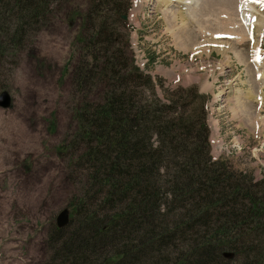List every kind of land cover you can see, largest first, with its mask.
Masks as SVG:
<instances>
[{"label": "rangeland", "instance_id": "1", "mask_svg": "<svg viewBox=\"0 0 264 264\" xmlns=\"http://www.w3.org/2000/svg\"><path fill=\"white\" fill-rule=\"evenodd\" d=\"M116 1L130 8L125 24L110 18V31H119L143 71L161 77L155 95L167 100L192 85L207 94L212 156L263 179L264 0H247L254 7L244 0ZM91 3L54 0L46 24L28 25L13 48L16 9L13 0H0L8 8L0 29V94L11 96L9 107L0 106V264H62L58 214L69 208L74 218L76 199L100 202L90 199L86 177L69 167L73 151L62 152L84 100L103 94L102 86L74 80L86 54L80 32Z\"/></svg>", "mask_w": 264, "mask_h": 264}, {"label": "trees", "instance_id": "2", "mask_svg": "<svg viewBox=\"0 0 264 264\" xmlns=\"http://www.w3.org/2000/svg\"><path fill=\"white\" fill-rule=\"evenodd\" d=\"M110 1L116 0H92L83 18L86 54L74 78L80 86H102L103 94L84 100L78 129L62 144V152L73 151L69 167L86 177L90 199L100 202L76 199L75 217L57 228L58 258L62 264H264V178L213 158L208 95L193 85L167 100L155 95L161 77L143 71L119 31H110V18L125 24L130 2L108 7ZM13 2L14 48L28 25L46 24L54 0ZM7 13L0 4V29Z\"/></svg>", "mask_w": 264, "mask_h": 264}, {"label": "water", "instance_id": "3", "mask_svg": "<svg viewBox=\"0 0 264 264\" xmlns=\"http://www.w3.org/2000/svg\"><path fill=\"white\" fill-rule=\"evenodd\" d=\"M126 19L127 15H123ZM11 104V96L7 91L0 94V106L7 108ZM70 222V210L69 208H64L57 216V226L58 228L66 227Z\"/></svg>", "mask_w": 264, "mask_h": 264}, {"label": "bare ground", "instance_id": "4", "mask_svg": "<svg viewBox=\"0 0 264 264\" xmlns=\"http://www.w3.org/2000/svg\"><path fill=\"white\" fill-rule=\"evenodd\" d=\"M182 1H184V0H182ZM245 2H246L247 4H246ZM263 3H264V2H263ZM243 5H244V6H247V7H248V6H250V7H254V6H255L254 4L252 5V4L250 3V1H247V0H244ZM259 5H260V2H259ZM262 5H263V4H262ZM262 5H261V7H262ZM244 6H243V7H244ZM262 70H263V69H261V71H262ZM259 71H260V70H259ZM259 75L263 76V75H264V70H263L262 72H260Z\"/></svg>", "mask_w": 264, "mask_h": 264}]
</instances>
